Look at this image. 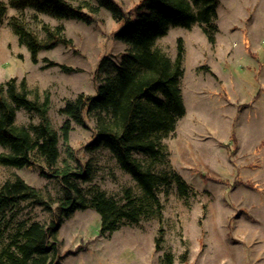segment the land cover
Segmentation results:
<instances>
[{
    "label": "rangeland",
    "instance_id": "374dc122",
    "mask_svg": "<svg viewBox=\"0 0 264 264\" xmlns=\"http://www.w3.org/2000/svg\"><path fill=\"white\" fill-rule=\"evenodd\" d=\"M114 1L129 13L140 0ZM12 16L22 17L40 38L42 23L62 24L73 48L57 44L39 51L37 62H32L8 25ZM90 16L91 22L85 23L8 7L0 21V83L24 79L30 99L41 101L47 95V117L58 134L57 166L69 163L77 174L72 180L85 195L98 189L120 201L124 188L138 192L136 182L108 149L86 148L95 137L93 116L84 114V125L71 121L67 142L60 131L66 120L60 113L64 103L79 94L94 95L99 81L113 74L110 62L119 64L128 49L114 37L121 22L105 9ZM214 23V43L194 24L170 27L154 44L174 60L177 39H182L179 87L185 114L162 139L168 158L154 171L179 174L188 195L181 196L174 182L159 185L161 217L124 221L117 230L100 235L94 209L60 215L61 182L41 173L46 170L43 163L41 168L0 164V185L20 177L41 191L52 209L31 199L9 202L0 211V248L19 225H47L60 215L54 264H167L166 254L171 264H264V0H217ZM102 58L110 62L100 68ZM39 121L32 112L16 110L18 125ZM6 151L0 145V152ZM77 246L81 248L74 251Z\"/></svg>",
    "mask_w": 264,
    "mask_h": 264
},
{
    "label": "trees",
    "instance_id": "16d2710c",
    "mask_svg": "<svg viewBox=\"0 0 264 264\" xmlns=\"http://www.w3.org/2000/svg\"><path fill=\"white\" fill-rule=\"evenodd\" d=\"M93 2L73 5L67 0H0V21L10 7L19 11L30 8L56 19L76 18L85 23L91 22L90 15L105 9L113 19L121 22L114 32L116 39L128 45L121 62L117 64L102 58L100 68L110 62L113 74L99 81L94 95L79 94L64 103L60 113L66 120L60 131L67 142L71 121L84 125V114L93 116L95 137L86 148L102 146L108 149L119 167L132 176L138 192L126 187L120 201L98 189L85 195L72 180L77 174L71 172L69 163L64 160L62 166H57L58 134L47 117L48 96L41 101L38 97L30 99L24 79L19 84L15 78L0 83V145L8 148L0 152V164L41 168L43 163L47 171L41 169V173L57 176L61 182L62 194L57 206L60 215L69 217L75 210L92 208L100 218L98 234L103 235L117 230L124 221L137 222L150 215L161 217L159 185L174 182L181 196L189 193L188 186L176 172L154 171L157 163L168 158L162 139L174 131L177 120L185 114L179 87L183 73L182 39H177L174 60L154 44L170 27L190 28L194 24L199 25L210 43H214L217 0H140L129 13L114 0ZM8 25L34 63L41 50H49L57 44L73 48L62 24L42 23L44 38L29 28L22 17H10ZM61 67L66 71L71 69L65 65ZM19 108L36 114L40 121L28 127L16 124L15 113ZM19 199H31L52 210L42 192L20 177L0 185V211L9 202ZM60 215L53 216L47 225L36 221L19 225L0 248V264H54L59 252ZM160 241L161 238H157L156 242ZM80 248L77 246L74 251ZM165 259L171 264L170 254H166Z\"/></svg>",
    "mask_w": 264,
    "mask_h": 264
}]
</instances>
